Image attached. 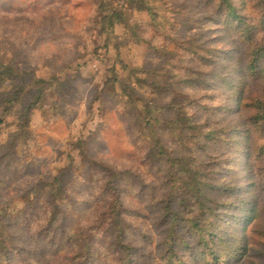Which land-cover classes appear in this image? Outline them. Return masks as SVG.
Segmentation results:
<instances>
[{"label":"trees","instance_id":"16d2710c","mask_svg":"<svg viewBox=\"0 0 264 264\" xmlns=\"http://www.w3.org/2000/svg\"><path fill=\"white\" fill-rule=\"evenodd\" d=\"M46 10L0 34V264H264V0H0Z\"/></svg>","mask_w":264,"mask_h":264},{"label":"rangeland","instance_id":"374dc122","mask_svg":"<svg viewBox=\"0 0 264 264\" xmlns=\"http://www.w3.org/2000/svg\"><path fill=\"white\" fill-rule=\"evenodd\" d=\"M74 12L72 10H69L60 14V16L63 17L62 21H65L64 23L68 24V21L71 19V16L76 14ZM49 18L50 17L48 10H46L42 16H40V14L36 15L34 17L36 24L35 27H33V25L26 24L23 21H17L12 18L0 17V34L2 32L16 33L17 35L20 36L33 37V42H35V40L38 37L45 36L48 31L49 33L58 31L56 27L50 29L49 26L46 24L47 21L50 20ZM69 28L72 27L70 26ZM65 45H66V41L63 40V46ZM93 48H94L93 45L88 44L87 51L89 52V55L87 57L80 58V60L77 62L78 64H76L75 67L81 64L85 65V63H87L86 66H83L80 70L81 72H83L85 77L95 78V85H97L98 83L101 82L102 78L104 77L105 62L101 54L99 56H93ZM142 52H143L142 47L134 48V53L137 59H140ZM35 54L36 57L32 55V61H36V59H38L37 57L39 56V54L38 53ZM37 69H38L37 71L38 78L48 79L49 71L46 68L43 69L42 66H37ZM71 74H72L71 71H68L66 76L70 77ZM79 118H80L79 121L75 125L74 133L72 134L73 137L75 135L78 137L81 136V134H79L78 132L80 130V127H85V128L87 127L88 129H93L94 127L92 125V120L97 121V119L94 118L92 114L85 113L84 109H82ZM34 123L35 125H39L41 123V119L38 114L34 117Z\"/></svg>","mask_w":264,"mask_h":264}]
</instances>
